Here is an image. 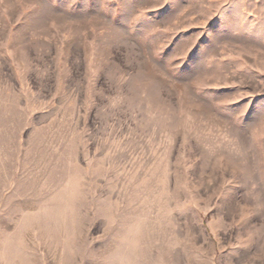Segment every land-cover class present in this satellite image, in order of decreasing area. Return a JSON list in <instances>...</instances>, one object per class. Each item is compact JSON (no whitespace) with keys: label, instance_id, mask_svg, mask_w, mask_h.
Listing matches in <instances>:
<instances>
[{"label":"rangeland","instance_id":"374dc122","mask_svg":"<svg viewBox=\"0 0 264 264\" xmlns=\"http://www.w3.org/2000/svg\"><path fill=\"white\" fill-rule=\"evenodd\" d=\"M0 264H264V0H0Z\"/></svg>","mask_w":264,"mask_h":264}]
</instances>
